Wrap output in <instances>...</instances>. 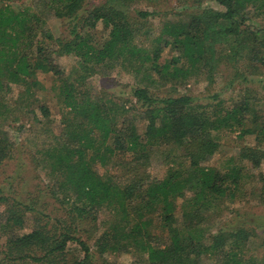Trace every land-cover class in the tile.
I'll list each match as a JSON object with an SVG mask.
<instances>
[{
  "label": "trees",
  "instance_id": "1",
  "mask_svg": "<svg viewBox=\"0 0 264 264\" xmlns=\"http://www.w3.org/2000/svg\"><path fill=\"white\" fill-rule=\"evenodd\" d=\"M134 1H99L87 10L86 16L80 17V12L86 10L83 9L86 0H53L52 10L55 16L73 18L75 23L67 37L53 39L44 34L36 45L32 40L28 13L0 8V93H6L11 90V85L18 84L33 98L39 87L33 77L38 70L51 73L60 82L61 72L54 62V56H73L77 59L78 73L83 71L89 76L116 65L141 74L143 80H153L154 76L160 80H177L190 77L193 73L209 74L212 67L207 53L209 48H213L211 41H214L215 35L223 36L224 39L234 37L237 40L241 36L251 35L250 33L252 36L259 35L258 31L250 32L247 27H239L237 12L241 0H215L225 8L223 13L203 10L190 13L186 22H167L155 39V46L147 50L135 43L145 22H141L138 17L145 18L148 13L138 12L137 16H133L130 11L122 9ZM188 1L193 4L197 2ZM242 1L243 4L254 2ZM98 23L107 32V36L99 42L93 35ZM211 33L212 38L206 44L207 35ZM147 35L146 32L142 34L144 37ZM163 44L179 54L174 62L162 61ZM32 45L35 50L30 52ZM182 60L184 64L176 65ZM261 63L264 68V61ZM85 75L75 76L73 83H80ZM74 84L62 83L58 91L68 114L72 115L63 124L66 128L75 124L71 138L67 143L63 141L57 152L56 149L45 152L47 158L52 159L62 173V180L56 181L57 186L54 190L51 189V195L58 196L61 202H71L74 220L83 219L93 224L97 221L93 211L103 204L117 202L121 219L114 227L103 232L94 243L101 256L105 253L135 252L146 256L149 264H197V258L204 253L209 258H215V264H256L243 259V242L247 238V232L243 228L220 231L209 236L207 246L199 241L193 243L200 213L209 210L213 200L232 196L231 188H236L241 180V166H230L223 173L200 166L219 148L218 138L212 139L211 133L239 129L240 137L254 134L250 129H243L250 122L251 126H260L259 138L264 140V123L259 121L256 112L250 117L248 97L233 108L225 109L223 102L217 101L214 109L208 110L204 106L192 105L190 96L156 99L148 87L137 86L132 95L140 103L142 111L139 120L145 124V132L139 135L134 128L127 132L124 127L118 129L112 115V106L116 103L109 100L102 104L91 102L87 95L78 92V87ZM56 85L55 82L53 90ZM2 97L0 95V101ZM3 107L9 109L5 104ZM38 108L40 112H47L44 105ZM3 135L0 132V163L10 155L8 139H3ZM256 139L258 140V136ZM170 142L182 148V157L188 161L186 172L175 171L161 180L148 181V176L139 174L137 167L133 166L127 169L130 173L128 183L119 188L111 182L100 180L94 170L96 163L106 166L116 153L125 149L127 152L138 149L145 152L153 145H166ZM89 151H92L91 155H88ZM237 157L240 162H249L253 169L259 168L262 158L257 151L248 147L240 148ZM186 190L192 191L187 203L190 210H186L185 204L178 206L175 203L178 197L185 195ZM6 200L8 199L0 197V202L6 204ZM178 210L182 214V227L181 224L180 227L177 226ZM7 212L10 214L3 225L5 213H0V226H21L22 217L14 210ZM152 215L159 218L162 229L167 234L166 243L154 238L148 231L147 227L151 222L148 217ZM184 227L190 229L186 235L182 231ZM62 230L61 228L57 233L46 235L37 226L30 233L9 239L7 243L12 250L21 254L14 259H28L39 263L50 257L61 256L67 243L74 242L84 253V257L73 260L71 264H91L88 262L89 246L75 236V227L71 232ZM36 253L40 256L36 257Z\"/></svg>",
  "mask_w": 264,
  "mask_h": 264
},
{
  "label": "rangeland",
  "instance_id": "2",
  "mask_svg": "<svg viewBox=\"0 0 264 264\" xmlns=\"http://www.w3.org/2000/svg\"><path fill=\"white\" fill-rule=\"evenodd\" d=\"M99 1L103 0H86L83 7L86 10L80 12L82 15L80 17L86 16L87 10L97 5ZM52 2L53 0H0V8L28 13L31 19L29 23L32 27L31 36L36 45L44 34L52 36L53 39L67 37L75 23L73 18L56 17L52 10L54 5ZM122 9L130 11L133 16H137L138 12L148 13L145 18L138 17L141 22H145L135 43L147 50L155 46L154 41L165 23L186 22L190 13L195 14L203 10L220 13L225 11V8L215 0H197L194 4L188 0H135ZM237 22L239 27H247L250 32L258 31L259 35L252 36L248 31L251 35L241 36L238 40L234 37L228 40L215 35L214 41H211L214 44L213 48H209L208 53L206 50L212 67L209 74L193 73L190 77L177 80H160L156 76L153 80L152 78L143 80L141 74L130 72L125 66L116 65L89 76L83 71L78 73L77 59L73 56H54V62L61 72L60 82H57V77L51 73L38 70L33 77L39 87L35 90L33 98H30L29 93L18 84L11 85L10 91L0 93L3 96L0 102L9 108L6 110L0 104V132L4 134L3 139H8L7 143L10 145L9 157L0 163V197L8 199L6 204L0 202V213H5L2 225L10 214L8 210H14L22 217V224L19 227L0 226V264H71L73 260L84 257L77 244L68 242L64 253L56 258L50 257L39 263L28 259L15 260L14 257L21 254L12 250L7 241L30 233L37 226L46 235L57 233L61 228L63 232H71L75 227V236L89 246L88 262L91 264H149L146 256L140 253H105L101 256L96 250L94 246L96 239L107 229L114 227L122 217L117 202L103 204L93 211L97 217L96 223L93 224L83 219L74 220L71 215V202L67 200L65 203L61 202L58 196L51 195V189L54 190L57 186L56 181L62 180V173L53 164V160L47 158L45 152L48 150L53 152L54 149L57 152L61 144L68 142L75 128V124L69 128L63 124L64 120L71 119L72 115L68 114L69 111L59 96V87L62 83L74 84L72 79L75 76L85 75V79L74 84L78 87V92L87 95L91 102L102 104L109 100L116 103L112 106V115L118 129L124 127L127 132L134 128L139 135L145 132V124L139 120L142 111L140 103H137L132 95L133 89L137 86L148 87L156 99L190 96L192 105L204 106L208 110H213L217 101H222L225 109L233 108L248 97L250 117L256 112L263 124L264 68L261 62L264 61V0L244 4L241 0ZM144 32L148 33L146 37L142 36ZM93 35L98 42L107 36L101 23L96 25ZM212 35V33L207 35L206 44ZM34 45L30 52L35 50ZM19 46L21 47V44ZM161 47L162 61L174 62V58L177 59L179 54L175 49L164 44ZM26 53L28 54L27 51ZM182 64L184 60L176 65ZM55 82L57 85L53 90ZM41 105L46 108V113L39 111L38 107ZM251 125L248 122L243 129H250L255 133L245 134L243 137H240L239 129L211 133L212 139L218 138L219 148L200 166L221 173L226 172L230 166H241V180L236 188H231L232 196L213 200L210 202L211 208L200 213L193 243L199 241L207 246L209 236L220 231L229 232L243 228L247 232V238L243 242V259L264 264V140L259 138L260 126ZM242 147L252 148L262 157L258 169H253L247 161L238 160L237 155ZM91 154L92 151H89L88 155ZM182 156V148L174 142L166 145L156 144L150 149L147 148L145 152L141 149L127 152L125 149L116 153L106 166L96 163L94 170L100 180H106L122 188L128 183L129 167H137L139 174L144 173L148 176V181L161 180L175 171L186 172L188 161ZM191 195L192 191L186 190L184 196L177 198L176 205L185 204L184 207H187ZM186 210H190V206ZM176 216L177 226L180 227L181 224L182 227L180 210ZM148 219L151 221L147 227L148 231L154 238L166 243L167 234L162 229L159 218L152 215ZM189 230L184 227L182 231L186 235ZM6 254L8 255L5 256ZM36 255L40 256L39 253ZM196 262L215 264L216 259L202 253Z\"/></svg>",
  "mask_w": 264,
  "mask_h": 264
}]
</instances>
